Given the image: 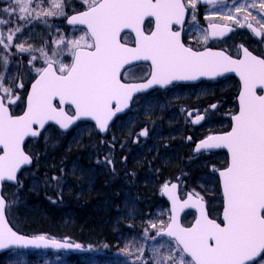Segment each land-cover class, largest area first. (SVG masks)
<instances>
[{"label":"snow or ice","instance_id":"obj_1","mask_svg":"<svg viewBox=\"0 0 264 264\" xmlns=\"http://www.w3.org/2000/svg\"><path fill=\"white\" fill-rule=\"evenodd\" d=\"M46 2L49 7L43 8ZM199 2L214 5L217 0H80L82 10L70 16L65 11L66 0H10L7 6L0 5V11L8 17L0 19V25L9 26L6 37L0 31V47L9 55L13 48L18 53H30L29 72L35 73L26 95V110L20 115L14 114L11 106L21 100L17 91L25 85L15 81L6 85L5 76L0 75V250L82 247L69 238L27 236L10 226L8 217L19 203L18 192L23 187L18 174L34 159L25 150L26 138H40L50 123L66 130L82 119L95 121L104 132L117 114L130 108L135 94L154 85L163 87L235 73L242 87L238 112L231 115V130L208 135L196 145L197 152L223 148L229 154V161L219 170L222 221L209 218L199 193L193 191L181 198L177 184L165 183L162 193L172 202L169 219L149 222L145 227L144 238L158 241L159 246L151 249V258L146 260L144 246L138 245L136 264H264V54H253L240 45L242 56L234 58L227 50L207 47L210 36L225 35L226 26L216 23L208 24L210 32L201 30L196 43L204 45L202 50L186 44L183 26L189 22L188 16L191 23H196ZM258 3L259 20L251 11L257 0L243 4L233 0L232 8L222 18L264 38V31L248 21L252 17L264 29V0ZM245 11V22L241 23L237 14ZM215 14L209 10L205 19ZM58 16L83 34L72 38L61 34L39 49L26 46L23 40L14 42L34 21L43 19L46 23L48 17ZM14 20L21 23L13 28ZM125 30L135 34L131 46L127 34L122 36ZM36 52L39 55L32 54ZM66 56L71 63L65 62ZM3 59L7 67L8 56ZM141 61L150 62L147 77L129 75L139 68L134 62ZM210 108L216 109L217 105L211 104ZM207 111L203 115L197 112L192 123L199 124ZM139 135L147 136V129ZM44 138L47 140V136ZM105 162L112 164L107 157ZM6 185L17 191L9 195ZM190 206L197 208L200 215L193 224L185 226L178 213ZM16 255L22 257L23 253ZM17 264L24 261L18 260Z\"/></svg>","mask_w":264,"mask_h":264},{"label":"rangeland","instance_id":"obj_2","mask_svg":"<svg viewBox=\"0 0 264 264\" xmlns=\"http://www.w3.org/2000/svg\"><path fill=\"white\" fill-rule=\"evenodd\" d=\"M8 3H10V0H0V5L2 6H7ZM66 3L68 6L65 11L70 15L72 12L77 11V3H80V0H66ZM238 3H246V0H238ZM232 5L233 0H227L224 3L209 7H201L199 2L195 13L197 17L196 23L190 22V16L187 18L189 22L185 24V43L203 49L204 45L196 43V40L200 39L202 29L207 30L206 26L209 23L233 25L240 29L239 35H233L224 41H209L207 47L221 48L227 50L231 55L235 54L236 42L239 38L245 36L243 30L245 27L240 28L233 21L222 18L232 8ZM42 7L48 8L49 3H44ZM209 10L214 11L216 14L211 15L206 20L205 15L209 14ZM251 11L256 16V20H259L258 0L256 8L251 9ZM237 15L241 23H244V17L247 16V12H241ZM7 18V15L0 11V19ZM256 20L248 17L249 22L257 23ZM64 21L65 19L59 16L48 17L46 23L43 19L34 21L25 29L23 35L19 36V39L14 38V42L23 40L26 46L30 44L34 49H39L46 43L50 44L52 41L59 39L61 34L66 35L68 38H72L73 35L79 36L83 34L82 31L65 27L63 25ZM17 23L21 22L14 20L11 27H16ZM258 25L260 24L258 23ZM8 27L0 25V31L4 33L5 37ZM193 37L196 39H192ZM32 54L39 55L38 52ZM6 55L9 61L7 67H5L3 59ZM25 55L30 58L31 54L18 53L13 48L9 55L0 47V75L5 76L6 85L13 81L16 83L22 82L19 72L24 68L20 66L19 60ZM64 59L66 63H71L70 57L66 56ZM37 66L39 67L40 63H37ZM134 73L137 76L133 75ZM144 73L145 68L139 67L132 71L131 76L141 77ZM229 83L227 80L220 82L219 80H214L203 82L196 86L173 85L166 90H156L137 98L127 114L112 125L109 131V141L106 143L110 145L117 144L118 150L124 149L127 152L129 162L125 170H121L124 171V174H116L115 176V181L113 182L118 185L114 189L116 194L112 199H110L112 194L108 188H105L107 185L104 183L108 178L105 170H108L109 167H106L99 158L97 151L98 141L93 133V125H79L66 135L60 132L57 133L55 132L56 128L50 127L38 140L29 143L28 152L34 155V160L37 162L38 167L44 164L45 160H43V157H46L50 149L59 151L62 149V152H67V156L72 152L73 154L66 156L67 158L65 157L64 160L67 163L69 173L78 178V187L81 192L86 194L93 193L94 199L87 201L86 206H89L95 212L97 211L99 217L112 219L115 224L125 221V227L132 233V239L135 238L137 240V246H144L145 256L147 255V258L150 259L152 255L151 249L158 247L159 244L158 241L146 240L144 238V229L149 222L158 223L161 219L165 221L169 219L168 206L160 196L161 187L165 183L178 182L183 195L187 191L199 193L207 202L212 217H217L220 213L222 197L216 171L225 167L226 155L222 152H206L194 156L192 150L195 143L202 138L227 130L231 115L236 113L235 98L233 99L229 95L227 102H225L218 101L216 96L227 94L231 88ZM25 90H27L26 86L18 89L17 94L21 97V100L11 106L13 111H21ZM211 104H216L217 108L211 109ZM205 109H208L205 119L199 124H193L192 120L195 118V114L199 112L203 115L205 114ZM189 112H192L193 115L189 116ZM144 129H147L148 135L140 136V132ZM192 134L198 135L196 137L201 134H205V136H200L199 139L193 140L192 144V139H187ZM45 136H47V140H45ZM173 162H177L180 165L177 169L178 171L175 170L180 175L175 176V179L167 178L159 184L158 174L161 166H165L168 171L173 166ZM213 167H215L216 171L213 170ZM35 175L36 173L33 169H29L21 175L20 180L23 182V187L18 192L19 203L13 207L8 217L12 226L19 231L22 229L21 226L26 222L27 217L34 211V208L27 200L28 195L41 187ZM140 189L144 190L143 196L138 193ZM6 190L9 195L17 191L12 186L6 187ZM153 192L155 195L151 196ZM96 199L103 201L102 206H96ZM113 202H117V204ZM53 203L56 202L54 201ZM153 204L155 205L152 206ZM185 217L193 216L187 214ZM164 239L166 240L167 238ZM70 241L75 242L72 239ZM160 242L162 243L163 241ZM79 244L96 252V247L91 244ZM112 255L120 256L132 264L133 261H136V247L131 248L130 252L117 251ZM15 258L18 261L17 255ZM52 263V261L47 262V264Z\"/></svg>","mask_w":264,"mask_h":264},{"label":"trees","instance_id":"obj_3","mask_svg":"<svg viewBox=\"0 0 264 264\" xmlns=\"http://www.w3.org/2000/svg\"><path fill=\"white\" fill-rule=\"evenodd\" d=\"M76 10H82L81 3H77ZM63 25H65V21ZM28 60L29 56L26 55L19 60L20 66L24 68L19 73L26 88H28L32 76L35 75L29 72ZM224 80L230 82V91L227 94L216 96L218 98L216 99L227 102L229 95L233 99L236 97L238 84L232 77L219 80V82ZM25 92L26 90L24 95ZM19 112L13 111V113ZM55 132L59 133L57 129H55ZM93 133L98 141L97 151L99 158L106 167H109L108 170H105L108 178L104 183L107 185L105 188L110 190L112 194L110 199H112L116 194L114 189L118 185L113 182L115 181V176L116 174L123 175L124 171L121 170H125L129 163L127 152L124 149L118 150L117 144H106L109 141V134L102 138L96 133L94 128ZM196 136L198 135H190L192 144L200 136H205V134H201L199 137ZM29 143L26 145L27 152ZM66 156L67 152H62V149L60 151L50 149L46 157H43V160H45L44 164L38 167L37 162L34 160V164L30 169H33L36 173L35 177L41 187L28 195L27 200L34 208V211L27 217L26 222L21 226L20 232L30 235L46 234L49 237L58 239L68 237L75 242L95 246L96 252L92 250L90 254L72 255L56 251H11L0 255V264H17V259L15 258L17 253H23V256L18 257V260H23L24 264H47L49 261L54 264H131L122 257L112 254L117 251L130 252L131 248L137 247V240L135 238L132 239V233L125 227V221L115 224L112 219L101 218L98 216L97 211L95 212L89 206H86L87 201L94 199L93 193L86 194L80 191L78 178L68 171L67 163L64 161ZM106 157L112 160L111 165L105 162ZM179 167L180 165L177 162H173V166L168 171L165 166H161L158 174V183L160 184L167 178L175 179V176H179L180 174L178 173V175L175 172V170L178 171ZM54 176L59 178L58 181L52 179ZM143 189L138 190V193L142 196L144 195ZM154 195L155 193L153 192L151 196ZM53 201L56 203H53ZM96 201V206H102L103 201L101 199H96ZM117 202L113 203L117 204ZM144 259H148L147 255L144 256ZM132 264H136V261H133Z\"/></svg>","mask_w":264,"mask_h":264},{"label":"water","instance_id":"obj_4","mask_svg":"<svg viewBox=\"0 0 264 264\" xmlns=\"http://www.w3.org/2000/svg\"><path fill=\"white\" fill-rule=\"evenodd\" d=\"M226 0H217V3L216 4H220V3H224ZM200 5L201 6H210L211 4H205V3H203V2H200ZM73 15V14H72ZM186 19H187V17H186ZM216 24H218V23H216ZM66 25L67 26H70V27H73L72 25H69L68 23H67V20H66ZM219 25H221L222 27L223 26H226V29H225V35L224 36H222V37H209V40L210 41H214V40H217V41H221V40H223V39H225V38H228L232 33H234L235 32V27H233V26H231V25H223V24H219ZM208 26V25H207ZM78 27H81V28H83V26H78ZM253 27L254 28H256L254 25H253ZM227 28H231L232 29V31H227ZM207 31L208 32H210L211 30L210 29H208L207 28ZM125 33H130L132 36H133V38H135V34L134 33H131L129 30H125ZM124 33H122V35H123ZM131 46V45H130ZM240 48V47H239ZM213 50H222V49H217V48H212ZM239 56H242V50L240 49V55ZM234 58H236V57H234ZM135 64H148V65H150V62H144V61H141V62H134ZM129 66H126V68H128ZM150 67V66H149ZM151 70V69H150ZM225 77H233V78H235L236 79V81L238 82V84H239V90H238V92H237V95H236V104H237V111L236 112H238V109H239V100H238V97H239V93H240V91H241V87H242V84H241V81H240V79H239V76L238 75H236L235 73H227V74H225L224 76H222V77H216L215 79H210V78H207V77H201L200 79H198V80H196V81H179V82H173L172 84H169V85H166V86H159V85H154L151 89H148L147 91H145V92H141V93H137V94H135V96L136 95H138V94H143V93H148V92H150V91H152V90H155V89H161V90H164V89H167L168 87H170L171 85H173V84H184V85H193V84H197V83H199V82H201V81H210V80H217V79H222V78H225ZM30 91V85H29V87H28V91H27V93ZM258 92H259V89L257 90ZM27 95V94H26ZM134 96V97H135ZM129 109V108H128ZM128 109H125L124 110V112H122V113H119V114H117V116L116 117H114L113 118V120L112 121H110L109 122V126H108V129H107V131H104V132H101L99 129H98V127L96 126V124H95V121H93V120H91V119H82V120H80V121H77L74 125H71L68 129H66V130H64V129H60L59 128V126L58 125H55V124H53V123H50V125H53V126H56L61 132H63V133H67V132H69L74 126H76L78 123H80V122H89V123H91V124H93L94 125V127H95V129H96V131H97V133L101 136V137H105L106 135H107V133H108V130H109V128H110V126L112 125V123L115 121V119L118 117V116H121V115H123ZM24 110H26V97H25V105H24V109H23V111ZM23 111L20 113V114H22L23 113ZM20 114H18V115H20ZM231 125H232V120H231V118H230V128H229V130H227V131H230L231 130ZM48 127V126H47ZM227 131H225V132H227ZM221 133H223V132H221ZM221 133H215V134H221ZM213 135V134H212ZM207 137V136H206ZM206 137H204V138H206ZM204 138H202V139H204ZM30 139H34V138H26V140H25V144H26V142L28 141V140H30ZM201 139V140H202ZM201 140H199V141H197L196 143H195V145L193 146V150H192V154L193 155H197V154H200V153H203V152H219V151H223V152H225V154H226V156H227V162L229 161V159H230V157H229V154H228V152H227V149H223V148H221V149H213V150H210V151H204V150H201L200 152H197L196 151V145L201 141ZM32 164H33V162H32ZM32 164L31 165H26V166H24L22 169H21V172L24 170V169H26V168H30L31 166H32ZM219 170H222V169H219ZM219 170H217L216 171V174H217V177H218V182H219V188H220V193H221V196H222V211H221V221H222V215H223V195H222V185H221V181H220V177H219ZM20 175V173L18 174V176ZM171 184H177L176 182H172V183H170L169 185H171ZM178 185V184H177ZM177 193H178V195H180V193H179V185H178V188H177ZM187 193H190V192H187ZM186 193V194H187ZM186 194H185V196L183 197V198H186ZM160 195L165 199V201L167 202V204H168V206H169V213H171V208H172V202H171V200L168 198V196L166 195V194H163L162 193V189H161V191H160ZM204 206H205V209H206V212H207V214H208V209H207V204H206V202L204 201ZM186 212H194L195 213V219H194V221L192 222V224L195 222V220H196V218L200 215V212H199V210L197 209V208H194V207H188V208H185L184 210H182V211H180L179 213H178V216H179V220H180V223L182 224V216L186 213ZM209 215V214H208ZM11 226V225H10ZM15 230V229H14ZM21 234H23V235H27V234H24V233H21ZM27 236H34V235H27ZM58 240H62V239H58ZM71 242V241H70ZM74 243V242H73ZM12 250H25V251H43V250H53V251H58V252H64V253H71V254H86V253H89V252H91V250H89V249H87L86 247H81L80 249H75V248H71V249H61V250H55V249H35V248H27V249H6V250H0V255L1 254H3V253H6V252H9V251H12Z\"/></svg>","mask_w":264,"mask_h":264},{"label":"flooded vegetation","instance_id":"obj_5","mask_svg":"<svg viewBox=\"0 0 264 264\" xmlns=\"http://www.w3.org/2000/svg\"><path fill=\"white\" fill-rule=\"evenodd\" d=\"M251 23L253 25H255L258 28V30L264 31V29H262L261 26L258 25V23H253V22H251ZM147 27H149V25L146 23V28ZM243 30H244L245 36L239 38V40L236 42V53L233 54V56H239V54H240L239 46L240 45H244L245 47H248L249 50L253 52V54H258V53L264 54V38L254 35L253 32L251 31V29H249L247 27H245ZM184 32H185V27H184L183 34H182L183 39H184ZM239 32H240V29L236 27V32L233 35H239ZM124 35L125 34H123V36ZM127 37H128V43L132 44V41H133L132 36L130 34H127ZM139 67L145 68V73L141 76L147 77V73L150 72L149 66L148 65H139ZM129 75H132V72H130ZM133 75H135V73ZM135 76H137V75H135ZM204 83H206V82H204ZM148 94H150V93H148ZM148 94H142V95L136 96L134 98V102L136 101L137 98H139L141 96L148 95ZM133 103H132V106H133ZM120 118H118V119H120ZM229 127H230V122H229V126H228L227 130L229 129ZM194 218L195 217H183V223L185 225H190ZM210 218L216 219L218 223L221 222L220 215H218L217 217H210Z\"/></svg>","mask_w":264,"mask_h":264}]
</instances>
